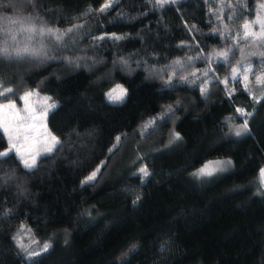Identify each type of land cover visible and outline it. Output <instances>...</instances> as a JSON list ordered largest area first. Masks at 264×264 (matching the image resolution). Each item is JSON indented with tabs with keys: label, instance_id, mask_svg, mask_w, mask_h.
<instances>
[{
	"label": "trees",
	"instance_id": "obj_1",
	"mask_svg": "<svg viewBox=\"0 0 264 264\" xmlns=\"http://www.w3.org/2000/svg\"><path fill=\"white\" fill-rule=\"evenodd\" d=\"M26 1L19 7L16 0H0V41L38 47L39 37L30 41L13 23L28 15L61 30L84 24L76 43L58 53L83 59L80 67L65 60L5 62L0 91L18 90L15 99L0 98V105L20 106L19 98L33 90L51 97L57 107L47 128L64 143L34 173H25L14 153L0 165V176L15 169L20 178L0 183V264H264L263 88L255 99L238 78L209 83L207 97L200 94V73L210 66L209 79L222 81L244 59L253 58L256 69L264 65L239 53L247 40L244 25L264 0H179L164 7L155 0H120L104 13L98 10L107 0ZM113 34L124 38L114 40ZM228 48L227 62L186 60ZM177 58L184 60L177 71L189 82L177 76L165 87L172 71L166 66ZM192 72L200 77L195 84ZM117 84L127 97L113 106L105 93ZM177 101L174 116L141 135L144 122ZM237 108L253 113L250 131L228 137L226 121L235 119ZM173 131L182 140L165 147ZM7 148L0 129V151ZM228 159V171L190 175L209 160ZM101 161L98 178L81 186ZM145 166L152 175L141 183ZM21 225L35 248L50 242L49 251L28 259L13 240Z\"/></svg>",
	"mask_w": 264,
	"mask_h": 264
},
{
	"label": "snow or ice",
	"instance_id": "obj_2",
	"mask_svg": "<svg viewBox=\"0 0 264 264\" xmlns=\"http://www.w3.org/2000/svg\"><path fill=\"white\" fill-rule=\"evenodd\" d=\"M29 2H32V0H29ZM156 4L160 7H164L168 4H174L178 3L179 0H155ZM118 3H120V0H107L100 8L99 12L104 13L110 8L115 7ZM88 14V13H85ZM123 15V14H120ZM79 19V17H78ZM229 19H232V17H229ZM13 23H16L20 26L21 31H26L29 33L28 39L30 41L35 40L36 37H39V39L36 41L38 43V47L33 46L31 44H25L23 47H10L7 40L0 41V83L5 82V62L10 64L13 61H19L25 58H33L38 59L41 61L45 60H65L69 64H75L76 67H80V65L77 63V60L83 59V57H77L76 60H73L70 57L60 56L58 53L60 51L68 50L70 49L75 43V35L76 33L83 29L85 27L84 24H75L71 27L61 30L59 28H53L50 27L47 21H44L38 16L35 15H28L21 17L19 20L13 21ZM254 24H259L260 31H248L250 28L249 24H245V32H244V39H247L249 36H251L255 41H257L259 44L264 46V20H256L253 21ZM195 25H192L191 28L195 29ZM221 35H224V33H221ZM104 37H99L98 39H103ZM124 37L115 36L113 34L112 39L114 40H120ZM13 39H15V36H13ZM183 46V45H181ZM233 51L232 48H228L225 51L217 52L215 49H213L212 53L210 55H203V53L196 57H187L186 60L188 63H191L194 60H214L216 57L220 58V62H227L229 60V54ZM242 51V50H241ZM57 53V54H52ZM248 55L254 56L257 55V53H249ZM259 55L261 57H264V52H260ZM95 63V62H94ZM120 65L127 68L128 61L126 59L121 58L120 61H118ZM241 62H238V64ZM168 68H171V74L168 75L167 79L163 81V84L165 87H171L173 85V79L177 76H179V79L184 82L188 83L189 78L187 75H180L177 69H183L184 68V60L177 58L171 62V65L166 66ZM131 71L130 69H128ZM153 71H155L153 69ZM253 69L251 66L244 69V88L247 91L249 89V73L252 72ZM213 72L212 67L210 66L207 69H204L201 71L200 75H202L205 79L201 81V87H200V94L202 97H207L210 89H209V83H223L227 85L229 83V79L225 78L224 80H219L218 77H213L211 80L209 79V74ZM232 75L231 80L238 81V67H233L231 69ZM191 76L194 77V79L191 81V83L195 84L196 80L200 79V77L197 75L196 72H192ZM255 82L257 85H264V70L261 71L260 75H257L255 77ZM18 89L13 88H7L4 91H0V98L5 99H15V92ZM33 95H36L37 98H39V92L38 91H27L24 93L23 96H21L19 99L24 102L25 107L23 109H19L18 112H24L28 113V115H25L23 117H20L18 120V125H24L27 124L28 120H39V117L35 115V110L30 108L29 101L31 100V97ZM229 95H231V91H229ZM127 97V89H125L122 85L117 84L114 88L110 89L108 92L105 93V98L107 102L110 105L113 106H119L123 104ZM46 103L45 109H44V115L49 113L52 109L56 108L57 105L55 103H51L52 98L51 97H45L44 98ZM181 106V102L177 101L173 105H167L164 107V110L159 116L152 117L148 121L144 122L141 126V135L147 134L149 131L153 130L157 125L156 121L158 120H164L171 118V116L175 115V112L179 109ZM4 107L8 108L9 110L16 109L17 105L16 103H9L5 105ZM236 112L239 113L241 116L246 117L244 119L243 124L238 126H231L229 127V132L232 133L234 131V135L237 137H240L242 135L249 133V119L252 117V112H246L243 108H237ZM234 119L232 117L229 118V120ZM34 127V125L29 126L31 129ZM5 133L8 134V139L12 141V136L10 134V130L8 127L4 128ZM17 135L20 134V128L19 126L16 129ZM45 131L47 132V129L45 128ZM27 135V133H25ZM47 138L50 140L49 143H47V146L44 148L43 152H37L35 155H30L29 157L20 156V164L23 166V169L25 170V173H34L41 164V161L45 158L52 157L56 154L58 150H60L63 146L64 141L58 137L57 135H53L50 132H47ZM116 144L112 146V148H109V152L111 153L113 149L119 144L121 137L117 136L116 138ZM182 140V137L178 132L173 131L168 144L165 145V147H168L169 145ZM14 145L10 146L9 148L0 151V165L7 162L11 158V154L13 151ZM104 162L101 161V164L98 165L91 173L88 175L84 180L81 181V186H84L85 184H89L90 182L95 181L98 178V174L101 172V167L103 166ZM233 166L232 160H209L202 164L201 167L195 169L193 172L190 173L191 176L200 179L203 177H211L215 175L218 172L225 171ZM139 172L142 174L141 183H144L145 180H147L152 173L149 172L147 166L142 167L139 169ZM20 179L17 177L16 170L12 169L8 173L0 176V183H7L8 181H13ZM260 183L264 184V168L260 170ZM140 197H137L136 201H133L135 204ZM24 231V225H21L20 232ZM28 232H31V229L27 230ZM13 240L16 241V245L18 248H20L22 251L26 252L28 259H32V257L39 256L43 252L49 251V249L52 247L50 242H45L43 244V247L39 249V251L36 250H29V245H26L23 240L20 238V233L18 232L16 236L13 237ZM67 242V241H65ZM33 243H36V241H33ZM136 245H133L129 251H133L135 249Z\"/></svg>",
	"mask_w": 264,
	"mask_h": 264
},
{
	"label": "rangeland",
	"instance_id": "obj_3",
	"mask_svg": "<svg viewBox=\"0 0 264 264\" xmlns=\"http://www.w3.org/2000/svg\"><path fill=\"white\" fill-rule=\"evenodd\" d=\"M26 2H27L26 0H16L15 5H18L19 7H23L24 5H26ZM258 19L264 20V2L258 5L255 18L252 21L245 23V24L250 25V28L248 29V31L259 32L261 30L259 24L253 23V21H256ZM244 32H245V28H243L242 38L244 37ZM246 46L249 47L248 50L241 51ZM246 51L247 53L244 54V57H254L256 59H259L260 62H264V57H261L259 55L260 52H264V46H262L257 41H255L251 36H249L247 40L239 47L240 54L245 53ZM253 52L257 53V55H254V56L248 55L249 53H253ZM252 59L253 58L244 59V62H242L240 67H238V78L243 83V86H244V83H245L243 80L244 69L248 68L249 66L252 67L253 71L248 74L249 75L248 91L252 97H255V99H257L256 90L263 88L262 93L260 94L261 96H263L264 95V85H257L255 82V77L261 74V71L264 70V65L258 64V66H261V69H256V67L251 63ZM229 80H231V77L229 78ZM45 97L47 96H43L40 94H39V98H37L36 95H33L31 97V100L29 101L28 106L32 108L33 110H35V115L39 117V120H36V121L28 120L27 124H24V125H18L19 118L25 115H28V113L18 112L19 109H23L25 107L23 101H21L20 106H17L16 109H12V110H9L8 108L4 106L9 103H13V102L0 105V129L6 136L9 147L14 145L12 153H14L19 159H20V156L29 157L30 155H35L37 152H43L44 148L47 146V143L50 142V140L47 138V132H49V130L47 128V123H46L49 113L44 115L45 105L46 103H48L47 101H45L44 99ZM244 119H245L244 116H241L239 113L236 112L235 119L227 120L226 121V126H227L226 136L239 138L234 135V131L232 133L229 132V127L230 125L238 126V125L243 124ZM31 125H34V127L30 129L29 126ZM18 126L20 128L19 136L17 135V131H16ZM5 127H8L10 130V134L12 136L11 144L8 139V134L5 133L4 131ZM45 128L47 129V132L45 131ZM25 133H27V135H25ZM229 169L225 171H228ZM221 172H224V171H221ZM20 238L23 240V242L26 245H29L30 251L31 250L39 251L40 248H35V245L32 244V242H30L31 240L30 235L27 234L25 231H23L20 234Z\"/></svg>",
	"mask_w": 264,
	"mask_h": 264
}]
</instances>
